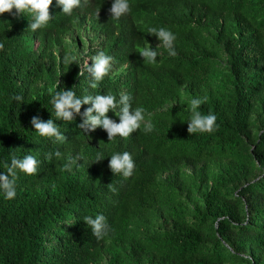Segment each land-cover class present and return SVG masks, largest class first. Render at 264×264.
I'll use <instances>...</instances> for the list:
<instances>
[{"label": "trees", "instance_id": "obj_1", "mask_svg": "<svg viewBox=\"0 0 264 264\" xmlns=\"http://www.w3.org/2000/svg\"><path fill=\"white\" fill-rule=\"evenodd\" d=\"M113 2L81 0L65 14L52 0L35 32L30 14H0V175L13 156L38 162L34 175L17 170L13 199L0 192V264H264V0H128L119 19ZM150 27L176 36L175 56ZM149 45L155 64L138 53ZM101 51L111 67L92 89L80 67ZM63 89L127 94L154 130L109 141L80 129V114L56 120ZM194 98L216 116L212 133L187 132ZM35 115L66 139L41 137ZM124 152L128 178L108 167ZM97 214L112 229L99 241L84 222Z\"/></svg>", "mask_w": 264, "mask_h": 264}, {"label": "clouds", "instance_id": "obj_2", "mask_svg": "<svg viewBox=\"0 0 264 264\" xmlns=\"http://www.w3.org/2000/svg\"><path fill=\"white\" fill-rule=\"evenodd\" d=\"M56 3L65 14H71L74 8L81 7V0H56ZM84 3L86 4L87 0H84ZM51 4L52 0H0V14L10 13L13 9L16 10L17 15L30 14L32 22L29 23L28 28L35 32L45 27L51 19L49 13ZM129 11L128 0H114L109 9L111 18L114 19H119ZM147 32L157 37L160 41L157 47L162 45L168 51L169 56L176 55L173 47L176 36L170 30L164 27H150L147 29ZM3 48V43H0V50H3ZM138 53L143 58V62L147 64H155L159 55L157 50H153L150 45L140 48ZM74 60L75 58L71 56L66 55L64 57L66 64H72ZM91 61V66L86 63L83 67H80L79 75L83 76L86 71L88 73L89 86L95 89L98 83L109 73L112 57L105 55L101 51L92 57ZM14 99L22 101V97L20 96H15ZM131 99L127 94H121L118 102L116 97L112 95H85L77 97L71 89H63L55 92L51 103L55 110L56 120L72 121L77 114H80L82 117V123L78 125L80 129L87 133L101 128L107 133L108 140L110 141L117 136L121 138L129 137L130 134L140 129L142 123H144L143 130L145 133H150L154 130V125L150 119L145 122V109L139 106L133 109ZM202 103L203 100L194 98L188 106L190 117L187 132L189 134L212 133L215 130L217 118L211 113L202 114L199 111ZM82 105L91 106L86 108L81 114ZM117 108L118 111H116ZM110 110L119 118V123L108 117L107 113ZM30 123L41 137L54 138L53 142H60L66 139L52 119L43 121L39 115H35L31 117ZM54 155L59 158L61 153L56 151ZM51 158L52 154H49L48 159ZM102 159L98 158L96 162ZM37 165L38 162L32 155H26L22 159L13 156L10 165L5 164L7 171L5 174L0 175V192L4 194L6 199L10 200L16 196L15 178L17 170L31 176L37 173ZM134 166V161L128 152L111 155L108 164L113 174H121L124 178L132 176ZM68 167V165H65L66 170ZM84 222L90 227L92 234L98 241L107 237L109 232L112 231L103 214H97L95 218L86 216L84 217Z\"/></svg>", "mask_w": 264, "mask_h": 264}]
</instances>
